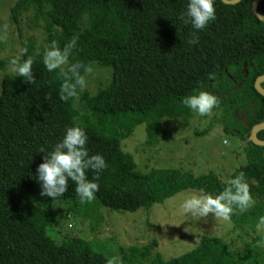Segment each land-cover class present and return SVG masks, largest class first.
<instances>
[{
    "label": "trees",
    "instance_id": "obj_1",
    "mask_svg": "<svg viewBox=\"0 0 264 264\" xmlns=\"http://www.w3.org/2000/svg\"><path fill=\"white\" fill-rule=\"evenodd\" d=\"M254 1L215 0V20L194 30L178 19L187 0H17L11 8L14 20L19 24L27 14L45 37L21 40L19 60L32 59L31 83L8 70L11 58H0V264H264L258 238L246 242L237 255L224 238L204 235L194 249L166 260L156 251L155 238L143 246H122L111 256L84 236L59 239L49 231L69 215L92 219L102 207L134 212L186 189L215 195L239 173L253 203L243 212L233 206L229 218L234 229L259 231L264 221V146L254 144L250 134L264 122V96L255 87L264 74V21L253 14ZM258 11L264 15V0ZM193 37L197 43L189 45ZM52 41L61 50L68 46V56L60 69L49 72L42 57ZM85 66L91 72L85 73ZM98 68L106 77L96 76ZM76 76L93 86L76 85ZM65 84L69 88L62 90ZM200 91L214 95L215 106L237 118L239 134L248 139L245 164L227 179L214 172L140 171L123 141L142 123L150 146L168 137L164 118L189 126L197 113L181 100ZM72 125L87 134L89 154L99 153L106 163L95 177L98 190L91 202H80L70 179L62 197H41L35 179L45 155L38 150L50 151ZM258 137L264 140V130ZM85 175L92 179L94 173L86 169Z\"/></svg>",
    "mask_w": 264,
    "mask_h": 264
},
{
    "label": "rangeland",
    "instance_id": "obj_2",
    "mask_svg": "<svg viewBox=\"0 0 264 264\" xmlns=\"http://www.w3.org/2000/svg\"><path fill=\"white\" fill-rule=\"evenodd\" d=\"M16 2L0 0V58L4 59L23 57L21 40L24 37L34 36L39 41L45 37L43 29L34 27L27 14L21 15L19 24L14 20L11 8ZM7 67L12 72V66L9 64ZM96 76L106 77L104 69L98 68ZM84 86L92 87L93 84L85 79ZM94 87H97L96 83ZM215 107L205 117L194 115L187 127L177 120L164 118L168 137L153 146L147 145L146 123H142L123 141L122 147L134 156L142 172L181 169L193 176L214 172L227 179L229 174L245 164L244 146L248 139L239 134L241 127L232 113H222ZM192 194L203 193L186 189L161 203L134 212L102 207L101 212L92 215V219L69 215L68 221L59 227L51 226L49 231L59 239L75 233L84 236L92 240V244L95 243L97 250L111 256L117 255L122 246H143L155 238L159 242L156 251L167 260L194 249L204 235L224 238L237 255L242 252L246 242L255 238H258L264 250V221L256 233L234 229L235 224L229 217L225 219L212 213L205 217H193L182 208L183 201ZM66 207H62L64 212Z\"/></svg>",
    "mask_w": 264,
    "mask_h": 264
},
{
    "label": "clouds",
    "instance_id": "obj_3",
    "mask_svg": "<svg viewBox=\"0 0 264 264\" xmlns=\"http://www.w3.org/2000/svg\"><path fill=\"white\" fill-rule=\"evenodd\" d=\"M214 2L215 0H187L186 7L178 19L185 24H190L194 30H204L206 25L216 18ZM74 43L75 38L69 41V45ZM187 43L193 45L197 43V40L193 37ZM67 47L61 50L57 47L56 42L52 41L45 48L42 63L47 71L52 72L61 68L68 56ZM9 63L15 76L23 77L25 82H32V59L30 57L23 61L15 57ZM79 66L77 64V67ZM84 72H91V68L85 66ZM75 84L83 87V78L76 76ZM68 88L67 84L62 86V90ZM68 94L71 95L72 92L69 90ZM181 103L198 115L204 116L217 104V99L209 92L200 91L185 96ZM87 140L88 137L84 129L72 125L65 129L62 138L50 151L46 153L43 147L38 150V152L45 153L42 162L37 165L35 171V179L39 183L41 197L47 196L52 199L62 197L67 190L66 180L70 179L75 183L74 192L81 203L91 202L95 198V193L98 190L95 177L105 169L106 163L104 157L99 153L89 154L85 147ZM86 169L93 171L92 179L86 178ZM252 203L243 173H239L228 181V186L223 191L215 195L192 194L183 201L182 208L186 214L193 217H205L212 213L214 216L227 219L234 210L233 206L243 212L250 208ZM108 264H112V262L109 261Z\"/></svg>",
    "mask_w": 264,
    "mask_h": 264
},
{
    "label": "water",
    "instance_id": "obj_4",
    "mask_svg": "<svg viewBox=\"0 0 264 264\" xmlns=\"http://www.w3.org/2000/svg\"><path fill=\"white\" fill-rule=\"evenodd\" d=\"M222 1L226 4H237L241 0H222ZM260 2H261V0H255L254 1L253 6H252V12L258 19L264 21V15L259 13V11H258V6H259ZM263 83H264V74L258 76L255 80V87H256L257 91L264 96V87L262 86ZM242 119L244 121L243 115H242ZM262 130H264V122L256 124L255 126H253L251 129V134H250V138H251L252 142L256 145H259V146H264V140L260 139L258 137V133Z\"/></svg>",
    "mask_w": 264,
    "mask_h": 264
},
{
    "label": "bare ground",
    "instance_id": "obj_5",
    "mask_svg": "<svg viewBox=\"0 0 264 264\" xmlns=\"http://www.w3.org/2000/svg\"><path fill=\"white\" fill-rule=\"evenodd\" d=\"M251 139V138H250Z\"/></svg>",
    "mask_w": 264,
    "mask_h": 264
}]
</instances>
